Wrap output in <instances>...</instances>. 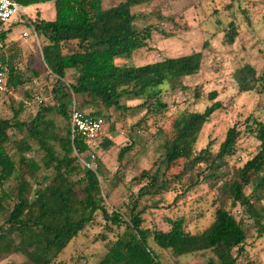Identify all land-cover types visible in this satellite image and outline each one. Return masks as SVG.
<instances>
[{
  "label": "trees",
  "instance_id": "trees-1",
  "mask_svg": "<svg viewBox=\"0 0 264 264\" xmlns=\"http://www.w3.org/2000/svg\"><path fill=\"white\" fill-rule=\"evenodd\" d=\"M17 1L23 6L54 2L56 16L53 20L38 17L31 24L37 36L43 37L42 61L47 71L57 78L53 88L56 103L52 106L40 105L31 119L21 118L30 105L29 101L37 98L39 86L34 83L37 79L30 78L23 68L15 64L13 54L6 52L7 30L4 28L5 49H0V60L6 66L8 90L0 92V109L8 102L13 114L4 115L0 110V212L5 216L0 224V262L12 254L21 253L27 258L26 264H55L60 253L101 212L107 222L125 225L126 230L109 242L97 264H162L159 253L151 244L153 242L161 249L172 250L177 256L211 250L216 259L208 264H237L239 257L247 251L248 232L246 220L238 218L233 208H243L258 235L264 236V205H259L264 199V121L249 116L244 122L245 130L260 142L259 150L227 184L226 199L216 206L213 221L206 228L193 232L188 228L185 216L168 218L167 230L146 226L145 214L150 206L140 208L143 199L175 190V180L181 181L187 172L203 163L209 169L220 168L238 151L242 131L234 125L227 131L216 153L212 151L211 143L196 152L204 125L224 108L223 102L216 100L219 95L217 90L209 93L212 104L203 111L181 113V128L177 134L171 135L164 128L172 118L168 114L171 103L165 100V96L179 84L184 88L183 79L200 72L203 51L167 57L144 65L121 66L116 63L118 57L130 56L136 50L147 47L153 32L158 31L151 25L143 29L134 25L139 14L132 13L131 8L145 0H118L110 7L104 6V0ZM227 30L226 42L234 44L239 33L234 21ZM161 33L165 34L164 31ZM71 69L75 73L68 79ZM31 72L40 75L38 70L31 69ZM250 76L256 79V70L249 65L238 70L237 78L243 86L241 91L253 88L245 85ZM20 89H25L24 98L18 100L16 93ZM72 95L84 96L85 104L96 99L101 109L89 115L103 117L104 120L105 117L111 118L112 110L127 114L146 109L135 127H140L148 117H154V124L158 126L155 134L161 139L163 152L155 166L144 169L133 178L141 186L129 214L108 210L105 198L101 196L100 164H95L94 168L85 167L84 175L77 180L71 178L72 169L64 170L65 165L68 167L76 159L70 158L74 151L76 156L86 154L85 160H90L94 147L92 142L82 137L72 139L69 127L65 138L66 153L62 158L48 143L51 121L47 114L56 110L71 125V109L65 100ZM196 96L200 97L198 91ZM10 131L23 133V136L13 140ZM31 139L38 140L48 156L43 162L47 172L42 179L39 173L42 165L27 156L33 150ZM101 144L109 150L115 142L106 137ZM9 145L13 146V152L9 151ZM133 145L132 142L119 150V161L133 149ZM177 159L185 160L184 168L174 177H169L168 172ZM201 175H198L195 185L200 182ZM206 177L219 176L210 173ZM12 178L16 181L15 190L5 191L6 183ZM248 187H251L250 194L246 192ZM228 201L231 202L230 208Z\"/></svg>",
  "mask_w": 264,
  "mask_h": 264
},
{
  "label": "rangeland",
  "instance_id": "rangeland-1",
  "mask_svg": "<svg viewBox=\"0 0 264 264\" xmlns=\"http://www.w3.org/2000/svg\"><path fill=\"white\" fill-rule=\"evenodd\" d=\"M117 2L118 0H104L103 4L110 7ZM131 10L132 13L139 14L134 23L138 29L151 25L158 31L153 32L147 47L136 50L130 56L118 57L117 64L144 65L200 50L204 54L200 72L183 79L184 88L179 84V87L168 91L165 96V100L171 103L168 114L172 116L164 125L165 130L171 135L177 134L181 128L179 122L181 113L203 111L212 104L208 98L209 93L217 90L219 95L216 100L222 101L224 108L217 111L210 122L204 125L195 148L196 152L211 143V149L216 153L229 128L238 125L242 131L237 153L228 158L220 168L209 169L207 164L203 163L187 172L181 181L175 180L173 182V186H177L175 190L164 191L154 197L143 199L140 203V208L150 206L145 214L146 226L167 230L168 218L185 216L188 228L198 232L213 221L216 206L226 199V186L235 179L238 169L259 150L260 142L252 133L245 130L244 122L249 116L264 121V0H145L144 3L133 5ZM39 14L54 19L56 16L54 2L24 6V14H16L4 27L8 40L6 52L13 54L15 64L23 68L30 78L38 80L35 85L39 86L37 88L39 98L31 99L30 105L21 115V118L26 120L35 115L40 105L52 106L56 103L53 88L57 78L47 71L42 61L43 37L37 36L31 24ZM232 21L239 33L235 43L229 44L226 42L225 33ZM25 31L29 33L28 37L23 35ZM162 31L165 34H162ZM246 65L256 70V79L250 76L245 85H251L253 88L241 91L243 86L239 84L237 72ZM31 69L38 70L40 75L33 74ZM72 72L68 71V79L74 75ZM24 90L20 89L16 93L18 100L24 98ZM196 91L200 93V97L196 96ZM84 100L86 101L84 96L72 95L65 101L70 109L77 103L76 106L87 114L101 109L96 99L89 104L83 103ZM0 110L4 115L13 114L8 102ZM145 112L146 109L139 113L121 114L112 110L111 118L105 117V126L101 134L91 141L94 147L90 153L96 156L95 164H100L102 169L101 196L105 198L110 212L121 211L129 214L132 201L141 186L133 178L144 169L155 166L162 155L161 139L155 134L158 126L154 124V117H148L140 127H135ZM47 118L51 121L48 143L54 147L56 155L62 158L66 153L65 138L70 121L56 110L48 113ZM10 133L13 140L23 136V133L17 131ZM106 137L112 138L115 142L109 150L104 149L101 144ZM30 142L33 150L27 153V156L42 165L39 172L42 179L47 172L43 162L48 156L38 140L31 139ZM132 142L133 149L119 161V150ZM13 150V146L9 145V151ZM85 155L79 157L75 151L72 152L70 158L76 159L68 167L64 166L65 171L72 169L73 180L83 176L84 168L88 167ZM184 164L185 160L177 159L168 176L174 177L183 170ZM200 173H202L200 182L195 185ZM210 173H215L219 177H206ZM15 187L16 181L12 178L6 183L4 190L14 191ZM246 192L250 194L251 187H248ZM155 204L158 206L152 207ZM170 204L171 207H168ZM259 205H264V199ZM227 206L231 207L230 201ZM233 211L238 218L246 220L248 232L247 251L239 257L237 264H264V236L258 235L253 221L248 219L243 208L235 206ZM4 220L5 216L0 212V224ZM125 230V225H113L99 212L95 221L60 253L55 264H97L105 254L109 242L116 240ZM151 244L159 253L162 264H208L216 259L211 250L177 256L172 250L161 249L154 242ZM26 263L27 258L21 253L12 254L0 262V264Z\"/></svg>",
  "mask_w": 264,
  "mask_h": 264
},
{
  "label": "built area",
  "instance_id": "built-area-1",
  "mask_svg": "<svg viewBox=\"0 0 264 264\" xmlns=\"http://www.w3.org/2000/svg\"><path fill=\"white\" fill-rule=\"evenodd\" d=\"M24 14V6L17 0H0V49L4 50L3 31L4 27L10 19L16 14ZM28 32H24V36H28ZM6 66L0 60V92L8 90L7 77L5 73ZM34 83H38V80H34ZM39 98V95L37 96ZM105 126V120L103 117L92 116L85 112L80 111L76 103L71 109V125L70 136L72 139L76 137H82L86 141L91 142L98 138ZM90 162H86L87 166L94 168L96 156L91 155ZM1 160V153H0Z\"/></svg>",
  "mask_w": 264,
  "mask_h": 264
},
{
  "label": "crops",
  "instance_id": "crops-1",
  "mask_svg": "<svg viewBox=\"0 0 264 264\" xmlns=\"http://www.w3.org/2000/svg\"><path fill=\"white\" fill-rule=\"evenodd\" d=\"M38 17H40V19H47V20H53V19H48V18H46L44 15H42V14H39L38 15ZM26 32V31H25ZM23 35H24V33H23ZM29 36V35H28ZM27 36V37H28ZM8 40H6V42H7ZM71 71H73L72 73H75V71L73 70V69H71Z\"/></svg>",
  "mask_w": 264,
  "mask_h": 264
}]
</instances>
